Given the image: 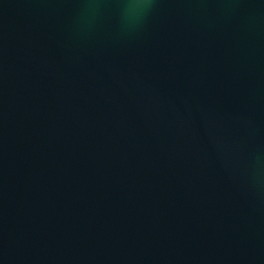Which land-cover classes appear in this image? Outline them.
I'll use <instances>...</instances> for the list:
<instances>
[{
  "label": "water",
  "instance_id": "obj_1",
  "mask_svg": "<svg viewBox=\"0 0 264 264\" xmlns=\"http://www.w3.org/2000/svg\"><path fill=\"white\" fill-rule=\"evenodd\" d=\"M0 264H264V0H0Z\"/></svg>",
  "mask_w": 264,
  "mask_h": 264
}]
</instances>
